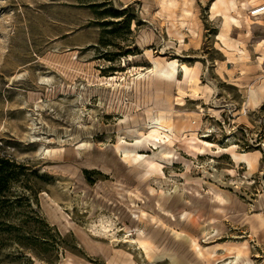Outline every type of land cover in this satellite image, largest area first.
Instances as JSON below:
<instances>
[{"label":"rangeland","instance_id":"1","mask_svg":"<svg viewBox=\"0 0 264 264\" xmlns=\"http://www.w3.org/2000/svg\"><path fill=\"white\" fill-rule=\"evenodd\" d=\"M261 1L0 0V264H264Z\"/></svg>","mask_w":264,"mask_h":264},{"label":"bare ground","instance_id":"2","mask_svg":"<svg viewBox=\"0 0 264 264\" xmlns=\"http://www.w3.org/2000/svg\"><path fill=\"white\" fill-rule=\"evenodd\" d=\"M260 14H264V13H255L251 15L256 16ZM235 20L236 19L234 17H230L229 20L225 19L224 26L229 25L230 21H235ZM177 70H178L177 59H171L170 61H167L165 63L153 61L152 67L150 68L151 72L169 79H175ZM156 124L157 126L152 128L150 132H152L153 135L155 136L156 133H160L164 135L167 138V143L166 145L162 146V148L158 152H153L151 155H148L146 157L142 156V158L138 160V166L142 168L144 175L146 176H149L155 173L156 171L160 170V162L156 160L155 157L158 156L163 159H169V157L172 155V149L169 146H174L177 142H180L183 139L185 140V142L189 143L188 140L192 139V137H188V135H195L194 129L190 128L187 125H182V126H176V124L168 125L162 123L160 120H158ZM141 133L139 132V135H142ZM136 134L138 135V133ZM137 135L135 137H137ZM191 147L193 148L192 150L193 154H196L197 150L199 149V145L195 143V144H191Z\"/></svg>","mask_w":264,"mask_h":264},{"label":"trees","instance_id":"3","mask_svg":"<svg viewBox=\"0 0 264 264\" xmlns=\"http://www.w3.org/2000/svg\"><path fill=\"white\" fill-rule=\"evenodd\" d=\"M6 165H10L8 159L0 157V184L3 186H6L7 183V173L4 172V167H6Z\"/></svg>","mask_w":264,"mask_h":264},{"label":"built area","instance_id":"4","mask_svg":"<svg viewBox=\"0 0 264 264\" xmlns=\"http://www.w3.org/2000/svg\"><path fill=\"white\" fill-rule=\"evenodd\" d=\"M255 13H264V5L257 6L253 8L250 12V14H255Z\"/></svg>","mask_w":264,"mask_h":264},{"label":"crops","instance_id":"5","mask_svg":"<svg viewBox=\"0 0 264 264\" xmlns=\"http://www.w3.org/2000/svg\"><path fill=\"white\" fill-rule=\"evenodd\" d=\"M261 4H264V1H261ZM260 17H264V14L259 15Z\"/></svg>","mask_w":264,"mask_h":264}]
</instances>
